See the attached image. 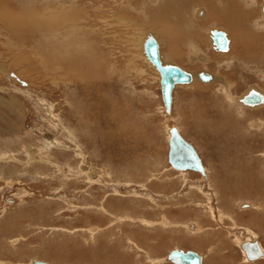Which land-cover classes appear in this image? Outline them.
<instances>
[{"label":"rangeland","instance_id":"1","mask_svg":"<svg viewBox=\"0 0 264 264\" xmlns=\"http://www.w3.org/2000/svg\"><path fill=\"white\" fill-rule=\"evenodd\" d=\"M19 1L15 0V3L18 4ZM84 1L78 0V4L90 6L88 20L92 19L90 21L93 24L90 21H87V24L88 32H93L91 34L95 43L93 47L95 50H97L96 47L98 49L104 47L105 56H109H106L108 61L115 64L113 68L109 65L100 77L93 78V86H90L92 91L86 88L85 84L75 83L70 80L72 78L67 79L62 72L47 70L44 65L39 64L35 56H29L30 59L29 57L27 59L29 60L25 74L27 81L19 78L25 85L29 84L23 91H19L8 83L9 80H15V76L18 77L16 72H11L14 77L10 75L7 78L4 77L8 82L0 77V99L3 101L13 97L15 106L23 111V122L19 124L21 132L17 133L18 135H13L10 127L7 131L6 125L0 121V129L6 131V133H0V144L6 141L14 142V146L18 147L19 139L24 137L23 140L27 144L32 139L34 142H31V145L36 146L31 147L34 150L32 158L25 153L24 149L25 156L22 160L11 155L6 161V167L0 165V168H5L2 171L0 169V177L6 179L0 181V264H32L33 259L50 264H150L155 262L153 258L156 255L163 257L168 250L178 246V248L184 247L183 249L199 253L204 259V264H264V261L260 263L249 261L237 244L238 240L256 238L264 247V155L259 161L256 156L264 152V127L261 126V129L255 131L251 129L252 121L245 122L247 113L237 108L238 120L242 119L244 124L242 129L239 128V132L244 138L239 139L234 133H229L228 139L232 142L231 145L227 143V140L223 141L224 137L216 136L211 130H202L196 123L201 111H207L209 118L212 115L211 121L217 119L216 114L217 116L221 114L217 112V103L221 104L222 96H224L222 101L224 103L230 98L223 90L220 89L219 92L218 87L224 86L219 79L227 83L228 80L233 82L231 85L233 90L230 88L228 91L231 97L240 96L252 85L264 84L257 74L258 67L264 70V57L260 60H252L257 62H250L251 65L247 63L249 66L244 64L245 58L241 53L236 57L237 60H226L211 49V35L202 30L198 37L201 42L199 48L210 55L207 64L202 62L205 58L192 59L194 54H188V47L191 51L196 45L183 47L182 52L185 53L186 58L181 61L175 57L181 55L182 45L175 44L176 51H173L174 44L164 41L165 38L169 40L167 37L171 34L168 24L155 21L157 27L148 25L142 15L140 17L136 11L128 9L138 10L137 6L144 5L146 0H133L131 3L125 0ZM195 3L194 0L190 1L188 12L191 17H194V11L191 12V10H195ZM123 4L125 13L121 15ZM193 4L195 6L191 8ZM197 5L206 7L203 3ZM98 13L100 15L102 13L103 17ZM260 17L257 11L256 19ZM261 22L264 28L263 15ZM208 26L209 24L205 23V26L200 27ZM161 29L167 32L165 37ZM217 29L228 31L234 38L239 30L251 31L254 37L256 32L251 24L242 29L220 27ZM101 31L106 34L103 44L98 41ZM0 32V42H2L0 43L2 59L0 64H6L4 66L12 68L9 62L4 63V61H7L8 55L17 53L18 47L4 27H0ZM147 32H151L157 40H161V55L164 62L179 65L193 74L205 70L213 73L216 78L212 86H205L201 90L177 87L174 92L175 106L170 117L164 112L158 74L150 67L142 54L143 39ZM2 36L9 38L6 40ZM252 37L251 35L250 39L255 41ZM262 37H264V30ZM261 45V49L257 50L256 47L250 49V55L262 57L264 41ZM102 79L103 81H100ZM257 87L264 88V85ZM101 102L103 106L100 105L98 109L100 111L103 109L106 120L103 119L102 123H99L100 121L93 116L98 109L91 107ZM229 105L230 109H233L235 103L231 105L230 102ZM50 108L59 115L63 125L76 137L81 145V152L72 151L75 147L69 133L58 134L55 141L44 139V133H47L46 135L57 133L54 125L57 123L49 115ZM15 114L0 108V118L5 117L7 121L16 122ZM253 114L254 116L250 119H259V123L264 122L261 120L264 119V113L260 116L255 110ZM190 116L192 118H189ZM175 126L181 128L183 137L198 151L205 166L212 169L211 183L216 187H209L202 181L208 176L206 172L204 176L200 172L188 170L180 173L181 171L172 168L167 158L169 157L167 129ZM220 143L223 145H219ZM235 145L239 149L237 152L234 149ZM226 149H231L230 153ZM2 151L0 148L1 154L16 152ZM256 151L258 153H255L254 157L249 154ZM85 152L90 165L111 172L114 176L113 180H117L115 185L121 183V189L118 187L121 190V203L117 200L111 202L121 212V218L124 216L128 218L121 221V226L117 220L111 219V226H106L108 228L106 232L96 229L87 231L90 225H97L99 222L101 225H106L108 221H100L95 215L89 213L90 209H82L83 197L91 194L98 196V201H101L105 194L103 188H108V185L104 186L101 181H97L102 175L95 168L85 171L89 169L87 165L81 164ZM247 152H249L248 155ZM26 157L28 160L25 161ZM53 157L60 160L59 163L63 165L66 162L73 166L79 163L77 165L80 172L74 174L73 171H64ZM252 157L255 159L254 165L248 160ZM225 159L227 162L233 159V163L226 172L216 174L214 169L218 167L220 161H226ZM245 163L251 164L257 170L251 171V166L247 167L250 171L246 170ZM14 166L22 170L18 172L8 169ZM89 173L91 175L94 173L92 178H88ZM21 174L23 178L26 177L21 180L22 184L9 181V179L21 178ZM84 175L88 179L83 180ZM70 178L78 184L77 188L74 184L70 187V182L68 183ZM129 182H132L131 186L124 184ZM61 184L65 187H58ZM112 187L105 194L106 198L108 195L112 197L118 194L119 191ZM101 202H104L103 199ZM241 204H248L249 207L240 210ZM95 206L98 207V211H101L99 204ZM143 213L157 221L140 220L141 224L147 229L161 226L162 228L158 227L159 232L148 233L137 230L139 226L134 225L136 220L133 216H141ZM162 213H167L169 220L174 223L182 224L189 221L196 227L199 225L201 230L197 232L189 230L188 238L200 236L204 239H214V244L217 243L218 246L215 262L211 261L212 257H210L213 253L208 254L205 250L208 246L198 248L200 250L198 252L195 251L196 246L186 244V238H184L186 235L180 232L181 227L178 232L174 230L169 234L170 229H176V225L172 227L171 222L168 223L164 218L165 214ZM133 220H135L134 223ZM117 226L122 230L119 231ZM151 239L152 242H150ZM154 240L156 241L153 242ZM205 242L208 243V241ZM137 244L141 249L137 247ZM152 246L155 252L151 251ZM212 251H214L213 248H211ZM161 262L157 263L161 264Z\"/></svg>","mask_w":264,"mask_h":264},{"label":"bare ground","instance_id":"2","mask_svg":"<svg viewBox=\"0 0 264 264\" xmlns=\"http://www.w3.org/2000/svg\"><path fill=\"white\" fill-rule=\"evenodd\" d=\"M125 1L130 2V3L133 2V0H125ZM190 1L192 2V0H190ZM190 1L188 0V3H187V0H146L144 5L137 6V8H139L138 10H135V9L132 10L131 8H128V7L127 8L130 11H136L137 15H139L140 17L142 15L144 17L145 22H147L148 25H150V24L156 25V27H157V24L155 21L165 22L166 24L168 23L172 34L175 33V34L180 36L183 32H186L190 36H197L200 34V32H202V30L204 32L207 31L208 34H211V44H212L211 49L216 53H219L220 50H218L213 44L212 32L215 30H218L217 27H219V26L217 24H212V26H210L208 28H204V27H200V24L197 21H199L200 19H202V21L207 20L209 18V14L211 13L217 18V20L219 22L221 21L220 28H225V29L241 28L242 29V27L243 28L248 27V24H251V27H254V29L256 31V32L252 31L255 33V37H254V34H251V31L248 32L247 30H246V32L239 30L236 38L231 36V34L228 31L223 30V29L220 30V31L224 32L228 38L227 50L226 51H220V52L226 53L228 55V59H230V60L236 59V57L239 56V54L241 53L243 58H245L244 59L245 65H248V64L251 65L252 63H256L257 61L252 62V60H260L262 58L261 56L252 57V55H250V53H249V50L252 49L253 47H256L257 50L261 49V47H262L261 42L264 41L263 40L264 37H262V33H263L264 28H262L263 24L261 22L262 15L264 16V12H262V8H264V1L263 0H199V1L194 0V1H196V3H198V4L203 3V5L206 6V7H204L205 10H199L196 7H195V10L194 9L191 10V12L194 11V17H191V14H189V12H188V8L190 6ZM95 2L98 3L99 1H95ZM196 3H195V5H196ZM99 5H100V3H99ZM101 6H103V5H101ZM123 6H124L123 10L120 11L121 15L123 13H125L124 12L125 5L123 4ZM89 7H88V5L86 6L84 4H78V0H20L18 4L15 3V0H14V2L12 0H0V25H1L0 27L1 28L4 27L6 29V31L9 32V37L14 39V44L18 47V49H17L18 52L13 53L11 55H8L9 57L7 56L8 57L7 61H4V63L9 62V65L12 66V68H9L8 66L7 67L4 66L6 64H0V77L3 80H5V78L9 77V75L13 76V74L11 75L12 71L16 72L18 77L15 76V80H9L10 82H8L6 80L5 81L8 82L12 87L17 88L19 91H23V89H25V87H28L29 84H28V86L25 85L23 81L19 80V78L27 81L25 79V77H26V75H25L26 74V66L29 63L28 62L29 60H27V59L29 56H31V57L35 56L36 60L39 61V64L44 65V67H46L47 70L49 69L50 71L62 72V74H64L67 77V79L72 78L70 80H72L75 83L85 84L86 88H90V86H93V84H92L93 78L94 77H100L101 75H103V72L106 70V68H108L109 65H111L109 67L113 68V66H115V64L113 62L108 61L107 57H109V56H107V55H106L107 57L105 56L106 51H104V47H102L101 49H98V47H96L97 50H99V51L95 50V48L93 47L94 46L93 44H95V43H93V39L91 38V34L93 32L91 31L92 29L90 30L92 33L88 32L89 31L88 30L89 25L87 24V21L92 20V19L88 20L90 18V15L88 13ZM191 8H194V4H193V7H191ZM99 9L101 10V8H99ZM89 10H91V8ZM100 10H99V13H100ZM104 10H106V9H104ZM102 11H103V9H102ZM201 11L204 12L203 16H201L199 14ZM257 11H258L259 15H261V17L258 19L260 21H258L256 19ZM101 15H102V13H101ZM94 16H96V15H94ZM117 16H119V15H117ZM101 17H103V16H101ZM101 21H99V22H101ZM165 23H164V25H165ZM102 25L104 27V24H102ZM105 26H108V25H105ZM112 27H113V25H112ZM99 28H101V27H99ZM105 30H104V32H105ZM165 30H166V27H165ZM98 31H99V29H98ZM118 31H119V29H118ZM162 31L164 32V37H165L167 35V32L164 30H162ZM3 32H5V31H3ZM112 32L114 33L115 31H112ZM250 34L254 37L255 41L253 39L252 40L250 39L251 38ZM149 35L154 37V35L151 32H147V34L145 35V37L143 39L144 42H143L142 54L145 56V60L150 65V67L157 72V74H158L157 76L159 77V83H160V79H161L160 74L157 71L156 67L149 61V59L147 58L145 51H144V44H145V41ZM2 37L5 38L4 36H2ZM98 37H99L98 41L101 44H103L104 38L106 37V34L102 33V31H101L100 36H98ZM8 38H5V39L7 40ZM164 41L169 43V40H167L166 38L164 39ZM157 42L159 43L160 57H161V61L163 62V64L164 65H168V64L176 65V64L171 63V62H164L163 61V58L161 55V48H162L161 40L158 39ZM0 43L2 44V42H0ZM6 44H7V42H6ZM96 45H98V44L96 43ZM178 45H182L181 47L186 46V45H183L182 43H179ZM175 47L176 46L174 44L173 45V51H176ZM14 49H15V47H14ZM196 50H197L196 47H192V52L194 54L192 59H194L195 57L203 58L202 56L197 54ZM113 53H114V51H113ZM112 56H114V55L112 54ZM4 57H6V56H4ZM29 59H30V57H29ZM1 60L2 59L0 58V61ZM202 62H204V61H202ZM250 62H252V63H250ZM258 63L260 64V61ZM177 66H179V65H177ZM179 67L182 68L181 66H179ZM46 69L44 71H46ZM182 69L184 71L190 73L192 75L193 79L189 83L180 84V85L175 86V88L173 90V95H172L173 100H172L171 110L169 112L167 111V109L163 103L164 112L169 117L172 116V110H173V107L175 106L174 105V92H175L177 87L183 86V87H188L191 89L193 88L194 90H196V89L201 90L202 88H205V86L206 87L210 86V85L212 86L213 83L215 82V79H216L212 73L205 71V70H202V71H199V72L193 74L192 72L188 71L187 69H184V68H182ZM201 73L209 75L211 79L209 81L201 80V78H200ZM65 76H64V78H66ZM103 79L100 81H103ZM12 81H14V82H12ZM219 81L224 84L223 87H222V85H220L218 87L219 92H220V89H221V91L223 90V92H225V94H227L228 97L230 96V98H228L227 101L225 99L224 101H226V102L224 103V102H222L224 99V96L221 95L223 97L221 104L219 105L217 103V105H216L217 106V112L218 113L220 112L221 114H219L220 116H217V114H216L217 119H212L215 122L210 120L212 118V115L209 118L207 115V111L206 112L201 111L200 114L197 116L198 119H197L196 123L199 124V126L202 128V130H205V131L211 130V131L215 132L216 136L224 137L223 141L227 140V143L228 144L230 143L232 145V142H230V139H228V137L230 136L229 133H234L235 137H238L239 139L244 138L243 135L239 132V130L243 128L244 124H243L242 119L238 120V117L236 115L237 108L240 111L242 110L243 112L245 111L247 113V116H246L247 120L245 122H251L252 121V123L250 125L252 127L251 129H253L255 131L257 129H261V126L264 127V122H260V123H263V124H260L259 119H254V120L250 119L254 116L253 111H255V110L258 111L260 116H262L264 113V89L259 88L256 85H252L240 96L231 97V95L228 93V91L230 88L232 89L231 85H233V83L231 82L229 84L225 81H222L221 79H219ZM160 90H161V85H160ZM90 91H92V87L90 88ZM255 94L261 96L260 102H258L256 104H252V105L245 103L246 98L251 99V97ZM161 97H162V93H161ZM6 99H4L3 101L0 99V108L6 109L8 112H11V113H16L15 114L16 122H14L12 120L7 121V120H5V117L0 118V121H2V124L6 125L7 131H9V127H10L11 133L13 135H18L17 133L21 132V127H19V124H21L23 122V117H22L23 111L18 109L15 106V103H14L15 100L13 99V97H9V100H6ZM248 99H246V102L248 101ZM94 100H95V98H94ZM228 100L231 102V105H232V103H235V106L233 105V109H230L231 106L229 105L230 102H228ZM162 102H163V99H162ZM102 103L103 102H101V104H98V105L96 104V106H92L91 108L96 107L98 109L100 105L103 106ZM105 107L107 108V106H105ZM102 110L100 111L98 109L97 112L94 113V115H93L95 118H97V121H100L99 123H102L103 119L106 120ZM201 110H203V109H201ZM104 112H106V111H104ZM237 112L239 113V111H237ZM194 114H195V112H194ZM49 115L51 117H53L54 121L57 123V124H54L56 127V130H57V133H49V135H46L47 133H44L43 134V136L45 137L44 139H46L48 141H51V140L55 141L58 134H63L64 132L69 133L71 135L70 139L72 141V144L75 147L74 149H72V151H74L76 153L81 152V145L77 142L76 137L71 133L70 129L63 125V123L60 120L59 115L55 114L51 108L49 109ZM189 118H192V117L190 116ZM109 120H110V118H109ZM186 120H187V118H186ZM261 120L264 121V119H261ZM208 121H210V122H208ZM233 125H234V127H233ZM172 128L177 129L179 134L183 137V135L181 133V128L179 126H175ZM172 128L170 127L169 129H167L168 131L166 130L168 132V144L170 141V130ZM0 133H6V131L4 129H0ZM245 139H247V137H245ZM251 140H253V139H251ZM219 145H223V144L220 143ZM24 149H25V153H28V155L32 158L33 153H34L33 148L25 147ZM67 149H69V148H67ZM234 149L236 152H237V150H239V149H237L236 145L234 146ZM226 150H227V152L229 151L228 153H230V151H231V149H226ZM232 151H234V150L232 149ZM197 153H198V151H197ZM248 153L249 152H247V155H248ZM255 153H258V152L257 151L254 153L251 152L249 154L253 155V157H254ZM11 155L12 154H10V153H3V154L0 153V165H4L6 167L7 166L6 161L9 160ZM263 155H264V152H262L261 155H256L258 157V161L262 159ZM12 156H14V155H12ZM224 156H226V155H224ZM253 157L248 158V160L251 162L252 165H254V161H255V159ZM201 160H202V158H201ZM223 160L220 161L222 163L219 162L218 167L214 169V170H216V172H215L216 174L226 172L229 169V166H231V164L233 163V161H232L233 159L231 161L229 160L228 162L226 159H225L226 161H223ZM83 162H86L85 158H83L82 163ZM202 163H203V161H202ZM245 164H247V163H245ZM251 164H247L245 166V169L249 170V169H247V167L251 166ZM84 165H87V163ZM215 165H217V164H215ZM239 165H241V164L239 163ZM256 165H257V161L255 163V167H256ZM203 167H204V176H206V173L208 176L206 178H203L202 181L204 183H207V185L209 187L210 186L216 187V185L213 186V184L211 183L212 180H211L210 172L212 171V169L211 168L209 169L208 167H206L204 163H203ZM237 167H236V169H237ZM241 167H243V166H241ZM256 168L251 166L250 170L251 171L257 170ZM176 170H178V169H176ZM178 171H181L180 173H185L182 171H187V170H178ZM192 171H195V170H192ZM195 172H198V171H195ZM93 174L91 175L89 173V178H92ZM235 186H236V184H235ZM157 205H159V204H157ZM197 207H199V206H197ZM175 225L179 226L180 224L178 222H175ZM157 227L162 228L161 226H157ZM189 228L191 229V231L193 230L196 232L201 230V228H199L198 226L196 227L195 225H190ZM187 229H188V226H187ZM180 232H182V231L180 230ZM189 233H190L189 231H186L183 233V234H186V237H184L187 240V241H185V242H187L186 244H192V241H189V238H188ZM181 241H184V240H181ZM251 241L252 242L256 241L259 243V245L257 243H255V244H249L248 243L249 245L247 244L248 246L246 247V251L249 255V258L255 259L253 257L258 254V249H260V247H261V249H262V251L260 249L261 255H259L258 258H256V259H259L260 257H262V252L264 254V247L262 246V244H260V241L258 239L247 238L245 240H238L237 244L241 249L242 245L245 242H251ZM172 250L173 251L177 250V251L188 252L186 249H183L181 247L170 249V250H168V252L165 256H163V257L161 256V258H159L160 260L157 259L155 264H159L157 262H161V261H163V262H161V264H163V263L172 264L173 262L169 259V253L172 252ZM242 252H244V251H242ZM197 254L200 255L199 253H197ZM35 261L43 262V261H38V260L34 259L32 264H34ZM202 261H203L202 264H204L203 257H202ZM246 261H248V260H246ZM261 261H264V257H262L261 260H259L258 262H255V261L254 262L260 263ZM254 262H252V263H254ZM43 263H47V262H43ZM47 264H49V263H47ZM173 264H175V263H173Z\"/></svg>","mask_w":264,"mask_h":264},{"label":"crops","instance_id":"3","mask_svg":"<svg viewBox=\"0 0 264 264\" xmlns=\"http://www.w3.org/2000/svg\"><path fill=\"white\" fill-rule=\"evenodd\" d=\"M198 3H196V8H198L199 10H205V8L204 7H199L198 5H197ZM195 6V5H194ZM201 16H203L204 15V12L203 11H201L200 13H199ZM199 24H200V26H205V23H208L209 24V26L208 27H210V26H212V24H217L219 27H220V24H221V21L219 22L218 20H217V18L213 15V14H209V18L207 19V20H205V21H202V19H200L199 21H197ZM179 23V22H178ZM168 24V23H167ZM207 27V28H208ZM205 28V27H204ZM218 28V27H217ZM216 31V30H215ZM218 31V30H217ZM206 33H207V31H205ZM198 33V32H197ZM208 34V33H207ZM209 35V34H208ZM211 35V34H210ZM200 36V34L199 35H197V36H190L189 34H187L186 32H183L180 36L179 35H177V34H169L168 35V39L170 40L169 41V43H171V44H179V43H182L183 45H186L187 47H188V45H196V48H197V50H196V52H197V54L198 55H200V56H202L203 57V59L205 60L204 61V63H206L207 64V61L209 60V57H210V55H208V54H206V52L205 51H203L201 48H199V46H200V44H201V42H199V39H198V37ZM198 40V41H197ZM185 47V46H184ZM183 47H181V50H180V56L179 57H175V59H178V60H181V61H184L183 59H185L186 58V55H185V53L184 52H182L183 50ZM216 50V49H215ZM250 51V50H249ZM183 53V54H182ZM190 53H193L192 52V50L190 51V48L188 47V54H190ZM262 53H263V51H262ZM219 55H221L223 58H225L226 60L228 59V55L226 54V53H221V52H219L218 53ZM221 57V58H222ZM252 57H256V56H254V55H252ZM264 57V54H263V56H262V58ZM173 58V57H172ZM190 58V57H189ZM261 65V64H260ZM248 68H250V67H248ZM251 69V68H250ZM258 75L260 76V78L264 81V70L263 69H260V67H258ZM211 73V72H210ZM213 74V73H212ZM232 81H230V80H228V83L230 84ZM233 83V82H232ZM262 85H264V84H262V83H260V84H256V86H261L262 87ZM264 89V88H263ZM7 137V136H6ZM24 137L23 138H21V139H19L20 140V143H18L19 144V146L18 147H16V146H14V142H10V143H8L7 141L6 142H3L2 144H0V148L4 151V152H8V151H16L15 152V154H12V155H14L16 158H18V159H21L22 160V158H24V156H25V154H24V152H23V150H24V148L25 147H36V146H34V145H31V142H34V141H32V139L29 137V139H31V142L29 143V144H27L24 140ZM4 140V139H3ZM24 141V142H23ZM23 145V146H22ZM41 145V144H40ZM40 145H38V146H40ZM37 146V147H38ZM8 150V151H7ZM37 150V149H36ZM2 151V152H3ZM21 153V154H20ZM26 154H28V153H26ZM168 155H169V152H168ZM53 156H55V155H53ZM74 156V155H73ZM84 158H85V160H86V162H83V163H81V164H86L87 163V166L86 167H88L89 169L88 170H85L86 172H88V171H90V169L92 170L93 168H95V170L96 171H98L99 172V174L101 173V179L99 178L97 181H101L102 182V185H108V188H105L104 186V190H105V194L107 193V191L110 189V187H115L119 192H118V194H114L112 197H110V195H108L107 196V198H106V196H105V194H103V197L101 198V201H102V199H103V201L104 202H101V201H98V196H94V195H87V196H82L83 197V204H81L82 206H81V208L82 209H90V211L91 212H89V213H91L92 215H95V217L98 219V220H100V221H102V220H106V221H108L107 223H106V225H101L100 223L101 222H99L97 225H90V226H88L87 227V231H92V230H94V229H96V230H102L101 232H106L107 231V229L108 228H106V226H111V223H110V220L111 219H114V220H117L118 221V223L120 224V226H121V221H123L124 220V218H128V217H126V216H124V218L122 217L121 218V212H119V209H116V207H114V205H113V203L111 202V201H114V200H117V201H119L120 203H121V183L119 182V183H117L116 185H115V182H117V180H113V178H114V176L111 174V172H108V171H106V170H104V169H101V168H97V167H94L93 165H90V163H89V161H88V159H87V153L85 152L84 153ZM75 158H77L76 156H74ZM168 158V161H169V157H167ZM26 160H28V157H26V159H25V161ZM53 160L55 161V162H58L57 164H59V165H61V167L63 168V170L64 171H73L74 172V174L76 173V172H80V170L78 169V165L77 164H79V163H76L74 166L71 164H68L67 162H66V164L65 165H63V163H59L60 162V160H58L56 157H53ZM24 161V162H25ZM12 164V163H11ZM13 166V165H12ZM63 166H66L67 168H65V167H63ZM173 168V167H172ZM1 169V171L3 170V169H5V168H0ZM8 169H10V170H14V171H18V172H20L22 169L21 168H19V167H17V166H14V167H11V168H8ZM7 169V170H8ZM175 170V169H174ZM188 171V170H187ZM98 174V175H99ZM22 176V177H21ZM21 178H18V179H9V181H11V182H17V183H19V184H22L23 182L21 181L22 179H26V177L24 176V178H23V175L21 174ZM27 176V175H26ZM2 177H0V181H2V180H6V179H1ZM88 178H89V175H88ZM87 178V176H85L84 175V177H83V180H86V179H88ZM71 179V178H70ZM94 180H96V179H94ZM33 181V180H32ZM15 182V183H16ZM70 182V183H69ZM128 182V181H127ZM68 183L70 184V187H73V184H74V187L75 188H77L78 187V184H75V180H69L68 181ZM131 183L132 182H129V184L128 183H124V184H126V185H129V186H131ZM6 184V183H5ZM7 185V184H6ZM92 185H94V183L92 184ZM8 186V185H7ZM125 186V185H124ZM10 187V186H9ZM13 187H15V186H13ZM58 187H62V188H64L65 186H63L62 184L60 185V186H58ZM112 187V188H113ZM120 189H119V188ZM144 187V186H143ZM80 188V187H79ZM102 192V193H103ZM78 193H81V191H78ZM26 195H27V193H26ZM54 198H56V196H53ZM81 197V196H80ZM81 197V198H82ZM60 198H62V197H60ZM104 198H106L105 200H104ZM138 200V199H137ZM97 202H100V203H97ZM137 202V201H136ZM138 202H141V201H138ZM7 203H9V202H7ZM135 203V202H134ZM95 204H99L100 206V209H101V211H98V207L97 206H95ZM104 204V205H103ZM242 205V204H241ZM239 206V208H240V210H244V209H247V208H243V206ZM244 205V204H243ZM74 208H76V207H74ZM31 211V210H30ZM117 211V212H116ZM56 212H58L57 210H56ZM162 214H165V220L168 222V223H170L171 221L169 220L170 218H168L167 217V213H162ZM148 215H145L144 213L140 216V215H138L137 217L136 216H133V218L136 220V223H134L135 222V220H133V223H134V225L135 224H137L139 227L137 228V230H140L141 232H154V231H157V232H159L158 230H159V228L157 227V228H145L142 224H141V221L140 220H146V221H148L149 219L150 220H154V221H157V220H155V219H151V218H148L147 217ZM129 218H131V217H129ZM161 219V217L159 218V220ZM149 220V221H150ZM139 222V223H138ZM151 222V221H150ZM173 222V223H172ZM171 222V224H172V227H174V225H175V223H174V221H172ZM190 225H193L192 223H189V221H187V222H184V223H182V224H180L179 226H177L176 225V229H170V231H169V234H171V233H173L174 232V230L175 231H177L178 232V230H179V227H181V233L183 234L184 232H186L188 229L189 230H191L190 228H189V226ZM196 225H198V224H196ZM187 226H188V229H187ZM28 227H30V226H28ZM118 227V229H119V231L120 230H122L121 229V227H119V226H117ZM144 227V228H143ZM198 227H199V225H198ZM200 228V227H199ZM91 229V230H90ZM164 229V228H163ZM168 229V228H167ZM167 229H165V230H167ZM136 230V231H137ZM188 230V231H189ZM166 232V234H167V231H165ZM164 232V233H165ZM147 233V234H148ZM162 233V232H161ZM186 235V234H185ZM210 235H213V234H210ZM150 236V235H149ZM192 241V240H194V241H192V244L195 246L196 245V250L195 249H193V250H195V251H200L198 248H201L202 246H208L205 250H206V252L209 254V253H213V254H210L211 256L210 257H212L211 258V261L212 260H214V262H215V260H216V258H215V256H216V253H217V250H216V247L218 248V246H217V243L216 244H214V239H207V238H205L204 239V237H198V238H189V241ZM196 240H198L197 242H196ZM156 240H154L153 242H155ZM186 241V240H185ZM188 241V242H189ZM205 241H208V243H206ZM150 242H152V239H151V241ZM202 244H200V243ZM184 244V243H183ZM208 244V245H207ZM200 245V246H199ZM137 247L138 248H140L139 246H138V244H137ZM179 247V246H178ZM181 248H184V247H181ZM211 248H213L214 249V251H212L211 252ZM141 249V248H140ZM205 250L203 249V252H205ZM151 251H154V249H153V246H152V248H151ZM155 252V251H154ZM153 252V253H154ZM171 253V252H170ZM218 255V254H217ZM214 256V257H213ZM159 258H161V256H155L153 259L155 260V262H151V263H156V261H157V259H159ZM34 260V259H33ZM33 260H32V262H33ZM36 260H38L39 261V259H36ZM41 261V260H40ZM31 262V263H32ZM150 263V264H151ZM50 264V263H49Z\"/></svg>","mask_w":264,"mask_h":264},{"label":"water","instance_id":"4","mask_svg":"<svg viewBox=\"0 0 264 264\" xmlns=\"http://www.w3.org/2000/svg\"><path fill=\"white\" fill-rule=\"evenodd\" d=\"M264 12V8H263ZM212 40L214 46L220 51H226L228 47V38L222 31H213ZM144 51L149 61L156 67L160 74V85L163 103L169 112L171 110L173 100V90L175 86L189 83L192 81V75L177 65H164L160 57V48L157 40L149 35L144 44ZM200 78L203 81H209V75L201 73ZM248 99V98H246ZM247 104H256L260 102V95H253L249 98ZM169 163L178 170H195L204 175V167L202 160L192 144L187 142L177 131L172 128L170 130L169 141ZM247 245H245L246 249ZM261 255L260 249L258 254L253 258ZM169 259L175 264H202V257L193 251L183 252L174 250L169 254ZM34 264H47L35 261Z\"/></svg>","mask_w":264,"mask_h":264},{"label":"flooded vegetation","instance_id":"5","mask_svg":"<svg viewBox=\"0 0 264 264\" xmlns=\"http://www.w3.org/2000/svg\"><path fill=\"white\" fill-rule=\"evenodd\" d=\"M9 201H10V200H9ZM242 206H243V208H248V207H249L248 204H246V205H242ZM248 243H249V244H255V243H257L258 245H259V243L256 242V241H254V242H252V241H251V242H245V243L242 245V249H241L242 251H244V253L246 254V257H247V259H248L249 261H252V262H254V261H255V262H258L259 260H261L262 257H264L263 252H262V257H260L259 259H256V260H255V259H250V258H249V255H248V253H247V251H246V249H245V245H247ZM249 244H248V245H249ZM248 245H247V246H248ZM259 247H260V246H259ZM260 249H261V247H260ZM172 251H173V250H172ZM187 251H190V250H187ZM261 251H262V249H261ZM169 254H170V253H169ZM255 262H254V263H255ZM172 264H173V263H172Z\"/></svg>","mask_w":264,"mask_h":264}]
</instances>
